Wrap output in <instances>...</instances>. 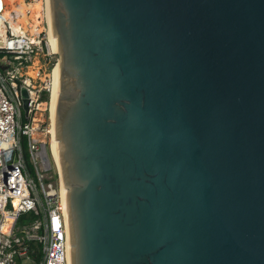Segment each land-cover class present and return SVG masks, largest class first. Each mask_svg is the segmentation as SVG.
<instances>
[{
    "label": "water",
    "instance_id": "water-1",
    "mask_svg": "<svg viewBox=\"0 0 264 264\" xmlns=\"http://www.w3.org/2000/svg\"><path fill=\"white\" fill-rule=\"evenodd\" d=\"M49 10L71 264H264V0Z\"/></svg>",
    "mask_w": 264,
    "mask_h": 264
},
{
    "label": "built area",
    "instance_id": "built-area-1",
    "mask_svg": "<svg viewBox=\"0 0 264 264\" xmlns=\"http://www.w3.org/2000/svg\"><path fill=\"white\" fill-rule=\"evenodd\" d=\"M38 1L40 31L33 32L30 7ZM48 4L0 0V264H71L62 180L51 149L54 126L50 116L47 124L33 122L52 84L48 75L38 89L30 74L38 55H51ZM22 88L29 95L28 124Z\"/></svg>",
    "mask_w": 264,
    "mask_h": 264
},
{
    "label": "rangeland",
    "instance_id": "rangeland-1",
    "mask_svg": "<svg viewBox=\"0 0 264 264\" xmlns=\"http://www.w3.org/2000/svg\"><path fill=\"white\" fill-rule=\"evenodd\" d=\"M43 27H44V24L41 26V28H43ZM48 42H49V48L51 50L50 41H48ZM45 53L47 54L46 51H45ZM58 59H59V57L57 56V54H53L52 51H51V55H49V56L45 55V54L44 55L40 54L37 56V60L35 61V65L33 66V68L30 70V74L33 76L34 85L38 89H41L44 85V82L49 80L48 75L51 76V72H52L53 68L56 66V64L58 63ZM39 72H40V77H37V74ZM50 91H51V86H50ZM48 94H49V99H50L51 93L49 92ZM49 102H50V100H49ZM49 102H47V105L42 106V110L34 115L35 121H33V122L35 124H38V125L43 124L44 125V124H47L50 122L48 120V117L50 116ZM43 103H45V102H43ZM23 112H24V110H23ZM23 123H25V124L29 123V120L25 116V112L23 113ZM45 140L47 142V138ZM49 174H51V173H49Z\"/></svg>",
    "mask_w": 264,
    "mask_h": 264
},
{
    "label": "bare ground",
    "instance_id": "bare-ground-1",
    "mask_svg": "<svg viewBox=\"0 0 264 264\" xmlns=\"http://www.w3.org/2000/svg\"><path fill=\"white\" fill-rule=\"evenodd\" d=\"M48 7H49V4H48ZM21 8L22 9L24 8V6L22 4H21ZM30 10L32 11L33 18L35 20L34 27H33L34 28L33 29L34 30L33 32H35V31H38L39 32L40 30L38 29V26L40 25V23L38 21V18H40V16H41V12H42V2L41 1H38L37 3H35L34 5H32L30 7ZM48 20H49V25H50L49 41H50L51 51H52L53 54H57V52L59 50H58V47H57V45L55 43V40H54V37H53V32H52V29H51L50 10H49V13H48ZM0 32H1V30H0ZM0 39H1V36H0ZM59 67H60V65L57 63L56 66L53 68V71H52V74H51V76H52V84H51V91H50L51 95H50L49 107H50V119H51V123H52L53 126L55 125V110H56V99H57V86H58ZM52 133H53L54 138H52V143H51L52 144V147H51V149H52L53 158H54V160L56 162V165L58 166L57 156H56V150H55V128L53 129V127H52ZM58 168H59V166H58ZM62 193H63V196H64V186H63V182H62Z\"/></svg>",
    "mask_w": 264,
    "mask_h": 264
},
{
    "label": "trees",
    "instance_id": "trees-1",
    "mask_svg": "<svg viewBox=\"0 0 264 264\" xmlns=\"http://www.w3.org/2000/svg\"><path fill=\"white\" fill-rule=\"evenodd\" d=\"M41 100L44 101V102H49L50 99H49L48 92H43ZM24 149H25V140H24Z\"/></svg>",
    "mask_w": 264,
    "mask_h": 264
}]
</instances>
